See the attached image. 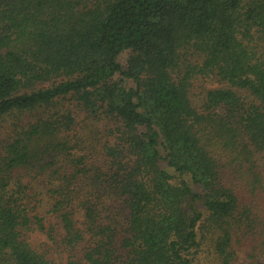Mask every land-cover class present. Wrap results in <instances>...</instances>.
<instances>
[{
    "label": "trees",
    "instance_id": "16d2710c",
    "mask_svg": "<svg viewBox=\"0 0 264 264\" xmlns=\"http://www.w3.org/2000/svg\"><path fill=\"white\" fill-rule=\"evenodd\" d=\"M35 230L63 264L264 257V0H0V264H57Z\"/></svg>",
    "mask_w": 264,
    "mask_h": 264
},
{
    "label": "rangeland",
    "instance_id": "374dc122",
    "mask_svg": "<svg viewBox=\"0 0 264 264\" xmlns=\"http://www.w3.org/2000/svg\"><path fill=\"white\" fill-rule=\"evenodd\" d=\"M129 55V52H124L120 56V61L124 65L126 62V59ZM226 86L225 84L217 81L216 79L212 77H205L201 75H197L196 77L193 78V92L196 95H203L204 92L208 88H216V87H222ZM81 115L80 117H82ZM79 117V118H80ZM84 128L81 130L83 133L87 134L89 133L92 129L94 128H99L101 130V134L103 135L105 139V129L106 127L112 125V123L108 120H103L100 123H94V122H89V125L86 126L85 123H83ZM7 129V127H6ZM170 172L174 173V171L171 168H168ZM49 187H46L39 181H35V191H36V197L38 198L37 202V211L40 214L45 215L46 211L51 207L53 203L52 196L50 194V190L48 189ZM78 218H82V214H78ZM56 217L54 215H48L47 219L45 220L48 225H55L56 223ZM29 240L31 243L38 247L41 250L46 251L47 253L49 252L50 256L55 260L57 264H63L66 263L68 254L65 251H61L60 248L56 247L52 241L48 238V236L38 230H35L29 234ZM264 262V257L263 258H258L257 260H253L248 258L245 254L240 253L239 254V259L236 264H258Z\"/></svg>",
    "mask_w": 264,
    "mask_h": 264
}]
</instances>
